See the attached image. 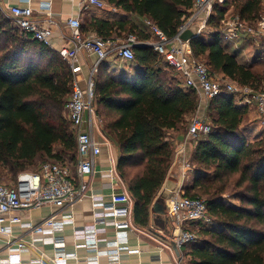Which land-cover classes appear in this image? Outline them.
<instances>
[{
    "label": "trees",
    "instance_id": "16d2710c",
    "mask_svg": "<svg viewBox=\"0 0 264 264\" xmlns=\"http://www.w3.org/2000/svg\"><path fill=\"white\" fill-rule=\"evenodd\" d=\"M107 2L150 19L169 37L194 5V0ZM231 5L243 19L253 21L260 15L262 0L216 3L207 20L214 31L197 32L190 41L193 54L204 56L212 73L258 86L257 74L239 61L238 51H228L223 43L220 23ZM82 31L104 37L137 32L139 42L150 40L145 27L132 17L92 18ZM133 50L141 68L134 81L113 77L107 61L100 63L94 77L96 113L103 133L119 151L117 171L133 199V220L147 227L173 164L168 131L184 128L198 113L202 98L179 76L169 75L172 68L153 46ZM74 77L67 60L42 42L22 36L0 8V177L15 182L19 172L35 166L42 156L76 163L77 137L65 116ZM247 111L228 94L207 102L205 119L213 129L195 144L193 179L183 190L190 197H206L213 226L199 229L202 237L192 244L190 264H264V135L249 139L241 127ZM131 166L140 170L128 172ZM233 174H238L236 185L242 188L233 197L240 204L223 197L226 178Z\"/></svg>",
    "mask_w": 264,
    "mask_h": 264
},
{
    "label": "built area",
    "instance_id": "2783aa9c",
    "mask_svg": "<svg viewBox=\"0 0 264 264\" xmlns=\"http://www.w3.org/2000/svg\"><path fill=\"white\" fill-rule=\"evenodd\" d=\"M225 0H194L188 16L184 17L177 33L169 37L159 26L150 19L146 25L150 34L156 38L145 43L151 44L154 49L163 56L168 67L174 69L186 87L195 89L205 99L206 104L222 94L235 97L237 103L244 106H255L259 113V125L264 129V86L258 87L252 84H240L236 80L225 75L218 76L210 71V67L204 61L194 57L190 41L182 39L181 35L192 29L202 32L207 25L213 6L223 3ZM83 10L95 7L104 9L108 5L107 0H80ZM49 9V3L43 4ZM117 10V7H113ZM7 15L14 20L15 26L25 38L36 39L49 48L57 51L59 55L68 61L74 75L78 70L76 63L80 52L87 51L96 56V62L92 68L91 77L85 86L74 78L72 92L65 108V116L70 121L77 137L78 157L76 163L69 159L64 161H46L37 170L21 171L15 182L0 181V242L11 245L17 242L21 249L26 247L22 240L14 239L11 234V226L20 223L24 228L36 234H42L47 228H63L66 223L73 222V218L57 219L50 216L39 223L23 221L17 211L38 209L47 204L57 207L73 206L89 194L91 179L96 173V159L102 152V143L93 135L92 129L95 121L102 119L96 113V83L94 74L98 71L102 61L117 54L125 60H134L135 52L133 45L139 43L137 37L130 35L127 38L104 37L96 32L85 34L82 31L81 17L73 16L67 20L71 29L73 47H58L51 42V25L55 21L49 17V25L45 26L41 19L35 16L31 3L17 4L9 7ZM201 23V24H198ZM201 25V29H196ZM220 31L224 44L237 41L244 37H253L255 40L264 41V15L260 14L255 20L243 19L234 11H227L221 20ZM86 114L89 117L86 119ZM87 123L89 129H84ZM213 127L205 118L196 114L188 125L186 144L198 141L212 131ZM193 145V144H192ZM111 187L113 191L110 201L107 203L95 201V206L103 208L102 223L106 220L112 222L114 236L107 242V250L101 251L96 227L85 230L84 238L89 245L91 255L80 260L76 252H63L62 256L54 257L55 264H65L69 258H73L78 264H88L94 259L99 263L100 256L105 254L112 261H119L122 252L128 248L130 232L136 228L133 220V199L126 184L117 171V159L112 158ZM194 165L190 157H183L180 169L182 186L194 171ZM118 186V187H117ZM121 187V189L117 188ZM180 190L172 197L169 212L177 228L175 242L179 248L192 245L198 240L199 229L213 224L208 214V205L205 199L187 196ZM197 228H193V226ZM55 245L64 248L62 238L55 239ZM21 254H9L5 261L19 263Z\"/></svg>",
    "mask_w": 264,
    "mask_h": 264
},
{
    "label": "crops",
    "instance_id": "0c3cea01",
    "mask_svg": "<svg viewBox=\"0 0 264 264\" xmlns=\"http://www.w3.org/2000/svg\"><path fill=\"white\" fill-rule=\"evenodd\" d=\"M26 3L32 4L35 16L41 19L45 26L49 25L47 21L49 17L55 21L51 25L52 34L50 40L58 47H73L71 29L67 24V20L73 16L79 15L84 26L92 18L117 19L132 17L136 22L145 21V23L147 20L144 17L128 14L122 8L117 7V10H113L114 5L112 4H108L104 9L91 7L83 10L80 0H0V8L7 15L10 6ZM46 3H49V9L43 7V4ZM234 10V5H231L228 9V11ZM208 26L207 24L202 30L204 35H206ZM198 29H201V25L197 27L196 32ZM213 31L214 28L209 33ZM90 32L95 31H87L85 34ZM238 43H241L242 46L234 49ZM253 43L258 44L259 41L253 37H244L228 43L227 49L231 52H239L247 44L252 45ZM246 48L248 47L246 46L245 50ZM238 55L240 56V52ZM134 60H125L119 55L114 54L106 61L110 66L113 77L134 81L141 70ZM95 62L96 56L94 54L85 50L79 53L76 61L78 70L74 78L82 86H85L87 80L91 77ZM95 75L96 73L94 77ZM237 104L244 106L239 103ZM206 106L205 99H202L198 113L205 116ZM245 107H247L249 112L255 113L254 120L256 121V125L254 130L261 128L259 125V113L256 107ZM88 117L89 115L86 114V119ZM84 129L90 130L87 123L84 124ZM92 132L96 140L102 143V152L96 159V173L91 179L89 194L73 206L57 207L47 204L38 209L14 212L20 214L23 221H33L35 223H39L50 216H55L60 220L72 217L74 221L66 223L63 228H47L42 234H36L21 226L20 223L13 224L11 226L12 236L14 239L24 241L26 247L21 249L17 242L9 246L0 242V264H55L53 262L54 257L58 255L62 256L63 254L61 253L63 252H76L80 260H84L91 255V251L88 249L89 245L86 244L87 242L84 238L85 230L92 229L93 227H96L99 232L98 241L100 250H107V242L114 236V227L109 220L102 223V220H104L103 208L95 206L94 202L102 201L107 203L110 201L113 188L110 185L111 173L109 169L112 166V158L117 159L119 151L115 144L103 133L100 121H95ZM187 134L188 129L184 128L168 131V138L174 147V159L168 177L152 209L150 224L147 227L136 225V228L130 232L128 248L122 252L119 261H112L107 255L103 254L100 256L99 263L94 259H90L88 264H190L191 257L188 253L191 248L188 247L189 245L182 248L174 245L177 228L169 212V203L172 197L193 179V173H191L189 179L186 181L187 183L185 182L182 186L180 178L182 159L185 156L191 157L195 147V145L186 144ZM117 189H121V187ZM193 228L197 227L193 226ZM57 238L65 240L64 248L55 245V239ZM9 254H21L20 262H6L5 257ZM65 264L78 263L75 259L69 258Z\"/></svg>",
    "mask_w": 264,
    "mask_h": 264
},
{
    "label": "rangeland",
    "instance_id": "374dc122",
    "mask_svg": "<svg viewBox=\"0 0 264 264\" xmlns=\"http://www.w3.org/2000/svg\"><path fill=\"white\" fill-rule=\"evenodd\" d=\"M259 14H262L264 15V0H262V5H261V9L259 11ZM138 24L141 26V27H145L146 29V35H148L150 37V40H153L155 39L156 37L152 34H150V29L147 27L145 21L143 22H138ZM146 25V26H145ZM211 30H213V26H208L207 28V32L206 34H208ZM130 35H134L135 37L138 38V33L137 32H125V33H122L121 36H119V38H126ZM242 46L241 43H238L236 45V48ZM248 47L246 48L245 50V47ZM246 46H244L242 49L239 50L240 52V56H239V61L241 63H246L249 67L252 68V70L257 74V79H256V83L258 84V87H263L264 86V41H259L258 44L256 43H253L252 45H249L247 44ZM197 60H201V61H206L205 57L204 56H194ZM39 59V57L37 58ZM45 63V61H44ZM126 63V62H124ZM168 73L169 75H175V76H179L177 74L176 71L170 69L168 70ZM214 73V72H213ZM98 74V71L96 72V75ZM109 74L112 75V71L111 69H109ZM214 74H217L218 76H221L223 74L221 73H214ZM102 113H104V110L102 109V107H100V110ZM198 115L202 116L203 118H206V116H204L203 114H200V113H197ZM105 118V117H104ZM255 119V113L254 112H249L247 111L246 115L244 116V121H243V124H242V128L245 129L248 133V137L249 139H251L253 141V138L255 140L256 138V135L258 136L259 134L262 133V136L264 135V129L262 128H258L256 130H254V127L256 125V121L254 120ZM209 121V119H207ZM103 124V123H101ZM188 125H189V122L186 124V126L184 127V129H188ZM250 128V130H249ZM256 133V134H255ZM193 145H195V141H191ZM191 159V157H190ZM46 161H51L49 158H47L46 156H42L40 157L37 162H36V165L29 168L30 171L32 170H37L42 163L46 162ZM128 172H132L133 174L138 172L140 170V168H135L133 166L129 167V168H126ZM238 178V174H233L231 176H228L226 178V181H227V187H226V190L223 194V197H225L227 200L231 201L232 203H237V204H240L241 201L236 199V198H233L237 195V193H239V191H242V188L238 187L236 185V180ZM11 179L9 177H0V181L2 182H8V183H12L10 181ZM191 181L190 180L188 182V184L190 183L191 184ZM187 183V182H186ZM185 193V192H184ZM203 199H206V197H202ZM232 198V199H230ZM170 205V203H169ZM195 226V225H194ZM213 226V225H212ZM202 236L201 234L199 235L198 239H200ZM189 248L192 247V245H189L188 246Z\"/></svg>",
    "mask_w": 264,
    "mask_h": 264
},
{
    "label": "water",
    "instance_id": "95a60500",
    "mask_svg": "<svg viewBox=\"0 0 264 264\" xmlns=\"http://www.w3.org/2000/svg\"><path fill=\"white\" fill-rule=\"evenodd\" d=\"M197 33H195L192 29H187L182 35V39L185 41H191L192 38L196 37ZM145 46H151V44L145 43V42H139L133 45L134 48L136 47H145ZM174 245L177 247V244L174 242Z\"/></svg>",
    "mask_w": 264,
    "mask_h": 264
}]
</instances>
